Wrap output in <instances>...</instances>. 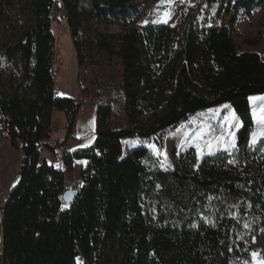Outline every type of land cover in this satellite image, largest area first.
I'll return each mask as SVG.
<instances>
[{
    "label": "trees",
    "instance_id": "16d2710c",
    "mask_svg": "<svg viewBox=\"0 0 264 264\" xmlns=\"http://www.w3.org/2000/svg\"><path fill=\"white\" fill-rule=\"evenodd\" d=\"M136 1L0 0V135L23 153L19 183L3 206L0 264H252L247 245L264 227V142L250 144V99L264 95V60L237 50L236 17L228 26L216 22L233 12L251 19L258 2L225 8L201 0L178 29L137 30L129 29L140 13ZM60 9L80 67L101 54L123 65L129 126L111 130V106H98L94 143L61 159L66 171L87 162L70 206L62 200L64 170L41 157L56 153L48 144L54 111L65 114L72 139L82 109L54 92L52 24ZM94 20L122 33L104 36ZM222 106L242 123L231 153L199 161L189 149L171 171L147 148L123 153L125 140L156 138ZM146 117L151 122L139 127Z\"/></svg>",
    "mask_w": 264,
    "mask_h": 264
},
{
    "label": "rangeland",
    "instance_id": "374dc122",
    "mask_svg": "<svg viewBox=\"0 0 264 264\" xmlns=\"http://www.w3.org/2000/svg\"><path fill=\"white\" fill-rule=\"evenodd\" d=\"M201 0H137L140 13L129 29L141 30L147 24H167L178 29L182 17L195 8ZM240 0H219L222 6H235ZM258 7L249 19L242 12L225 14L216 22L218 26H228L233 17L237 24L232 31V40L239 52H255L264 60V0H257ZM214 13L216 14L217 11ZM62 9L54 15L52 32L54 34L53 54L59 73L55 78L54 92L59 98L75 99L82 104L81 112L75 123L76 138H68V122L65 114L54 111L53 127L55 133L49 143L57 147L56 154L42 152V159L49 162L55 158L57 169L64 170L61 161L67 150L75 151L92 145L96 139V116L100 105L111 106L109 128L120 130L129 127L125 113V99L121 85L124 67L119 60L109 63L105 54L98 55L89 66L80 67L77 59L72 33L67 25ZM206 26H211L208 19ZM92 29L104 36L122 33L118 24H105L94 20ZM15 76V69H10ZM263 96L251 98L250 107L253 115V132L250 137L252 147L264 142V99ZM139 127L150 123L151 118L140 119ZM150 121V122H149ZM242 127L234 110L229 106L211 109L193 116L177 129H170L165 134L146 140L139 137L123 142V153L127 156L138 148H147L165 171H171L176 157L194 149L198 160L220 152L231 153L236 148L237 134ZM132 130L136 127H130ZM72 134V133H71ZM255 137V142L254 141ZM23 153L12 146L11 142L0 135V207H3L10 192L18 185ZM86 161H76L70 171L65 172L69 189L75 191L82 183L81 173ZM252 264H264V227L248 243ZM255 254V255H254ZM78 264H83L79 259Z\"/></svg>",
    "mask_w": 264,
    "mask_h": 264
},
{
    "label": "water",
    "instance_id": "95a60500",
    "mask_svg": "<svg viewBox=\"0 0 264 264\" xmlns=\"http://www.w3.org/2000/svg\"><path fill=\"white\" fill-rule=\"evenodd\" d=\"M74 199V192L72 189H68L64 195L62 196V200L66 206H70L72 201ZM3 207H0V253L2 252L3 249V231H2V226H3Z\"/></svg>",
    "mask_w": 264,
    "mask_h": 264
},
{
    "label": "built area",
    "instance_id": "2783aa9c",
    "mask_svg": "<svg viewBox=\"0 0 264 264\" xmlns=\"http://www.w3.org/2000/svg\"><path fill=\"white\" fill-rule=\"evenodd\" d=\"M59 67L57 66L56 64V61L54 59V67H53V76L56 78V76L58 75L59 73ZM72 138H76V132L73 131L72 134H71ZM53 164H56L58 160H56L55 158H53V160H51Z\"/></svg>",
    "mask_w": 264,
    "mask_h": 264
},
{
    "label": "crops",
    "instance_id": "0c3cea01",
    "mask_svg": "<svg viewBox=\"0 0 264 264\" xmlns=\"http://www.w3.org/2000/svg\"><path fill=\"white\" fill-rule=\"evenodd\" d=\"M54 116V115H53ZM75 131V130H74ZM76 132V131H75ZM55 133V128L53 127V129H52V140H53V134ZM55 148V150L57 151V147L55 146L54 147ZM67 152H69V150H67L65 153H67ZM48 154H50V157H53L52 155H51V153H49L48 152ZM56 154V153H55ZM176 159H177V157H176Z\"/></svg>",
    "mask_w": 264,
    "mask_h": 264
},
{
    "label": "snow or ice",
    "instance_id": "6c2138e0",
    "mask_svg": "<svg viewBox=\"0 0 264 264\" xmlns=\"http://www.w3.org/2000/svg\"><path fill=\"white\" fill-rule=\"evenodd\" d=\"M260 99H264V97H261ZM261 134L264 135V132H262ZM253 142H255V137H254V141Z\"/></svg>",
    "mask_w": 264,
    "mask_h": 264
}]
</instances>
